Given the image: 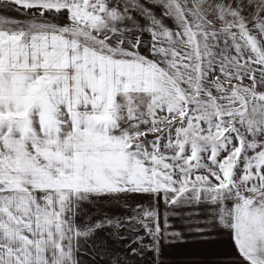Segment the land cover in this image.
<instances>
[{"label":"snow or ice","instance_id":"6c2138e0","mask_svg":"<svg viewBox=\"0 0 264 264\" xmlns=\"http://www.w3.org/2000/svg\"><path fill=\"white\" fill-rule=\"evenodd\" d=\"M220 236L167 264H264V0H0V264Z\"/></svg>","mask_w":264,"mask_h":264},{"label":"crops","instance_id":"0c3cea01","mask_svg":"<svg viewBox=\"0 0 264 264\" xmlns=\"http://www.w3.org/2000/svg\"><path fill=\"white\" fill-rule=\"evenodd\" d=\"M8 13V12H4ZM9 15H16L14 12H9ZM170 257L173 260H180L187 257L191 258H201L206 256H224L232 252L230 241L227 237L217 238L214 245L209 248H191V247H181L173 246L168 249ZM169 257V258H170Z\"/></svg>","mask_w":264,"mask_h":264},{"label":"rangeland","instance_id":"374dc122","mask_svg":"<svg viewBox=\"0 0 264 264\" xmlns=\"http://www.w3.org/2000/svg\"><path fill=\"white\" fill-rule=\"evenodd\" d=\"M4 15H8V16H11V15H9V12L8 13H3ZM220 237H226V236H220ZM220 237H218V238H220ZM169 248H171V247H169ZM169 248H166V250H165V256H164V259H165V261H166V264H167V262L168 261H171V260H173L171 257H170V254H169ZM170 257V258H169Z\"/></svg>","mask_w":264,"mask_h":264}]
</instances>
